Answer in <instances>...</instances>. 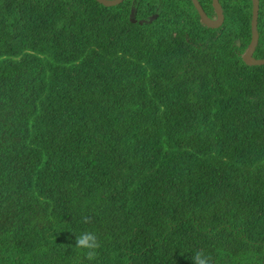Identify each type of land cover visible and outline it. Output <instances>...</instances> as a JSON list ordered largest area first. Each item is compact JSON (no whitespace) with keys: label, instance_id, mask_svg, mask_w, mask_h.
Segmentation results:
<instances>
[{"label":"trees","instance_id":"16d2710c","mask_svg":"<svg viewBox=\"0 0 264 264\" xmlns=\"http://www.w3.org/2000/svg\"><path fill=\"white\" fill-rule=\"evenodd\" d=\"M219 3L0 0V264H264V65Z\"/></svg>","mask_w":264,"mask_h":264},{"label":"water","instance_id":"95a60500","mask_svg":"<svg viewBox=\"0 0 264 264\" xmlns=\"http://www.w3.org/2000/svg\"><path fill=\"white\" fill-rule=\"evenodd\" d=\"M98 4L104 7H114L123 3L125 0H95ZM252 1V16H251V41L249 43L248 48L243 54L242 60L247 66H263L264 59H256L253 54L258 44L259 34L257 30L258 24V14H259V0H251ZM194 5L200 22L207 28L217 29L224 22V14L222 7L219 3V0H212V7L215 12L216 18H210L201 7L198 0H191ZM239 45V44H237Z\"/></svg>","mask_w":264,"mask_h":264},{"label":"clouds","instance_id":"9594fccd","mask_svg":"<svg viewBox=\"0 0 264 264\" xmlns=\"http://www.w3.org/2000/svg\"><path fill=\"white\" fill-rule=\"evenodd\" d=\"M73 246L91 261L95 258L100 245L94 231L83 230L74 235ZM192 264H213V258L205 250H196L192 255Z\"/></svg>","mask_w":264,"mask_h":264}]
</instances>
